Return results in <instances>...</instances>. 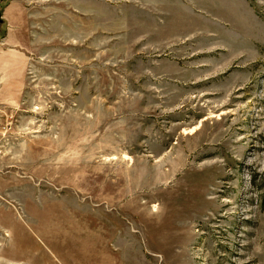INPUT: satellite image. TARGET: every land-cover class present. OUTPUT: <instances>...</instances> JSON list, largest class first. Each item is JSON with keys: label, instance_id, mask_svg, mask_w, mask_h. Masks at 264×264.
<instances>
[{"label": "rangeland", "instance_id": "374dc122", "mask_svg": "<svg viewBox=\"0 0 264 264\" xmlns=\"http://www.w3.org/2000/svg\"><path fill=\"white\" fill-rule=\"evenodd\" d=\"M23 3L0 264H264V0Z\"/></svg>", "mask_w": 264, "mask_h": 264}, {"label": "crops", "instance_id": "0c3cea01", "mask_svg": "<svg viewBox=\"0 0 264 264\" xmlns=\"http://www.w3.org/2000/svg\"><path fill=\"white\" fill-rule=\"evenodd\" d=\"M23 0H6V3L1 9L0 14V74L2 71L13 69L11 60L19 58L16 56L13 48H28L29 39L26 38L24 30H21V35L18 34L19 30L15 32V26L19 25L20 17L24 14ZM18 55V54H17ZM19 60H21L19 58ZM6 76L0 78V81L6 80Z\"/></svg>", "mask_w": 264, "mask_h": 264}]
</instances>
